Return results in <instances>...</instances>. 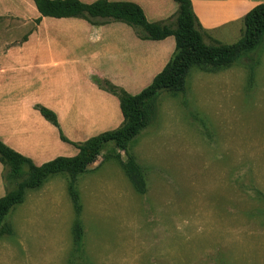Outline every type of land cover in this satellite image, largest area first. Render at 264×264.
I'll use <instances>...</instances> for the list:
<instances>
[{"label": "rangeland", "instance_id": "1", "mask_svg": "<svg viewBox=\"0 0 264 264\" xmlns=\"http://www.w3.org/2000/svg\"><path fill=\"white\" fill-rule=\"evenodd\" d=\"M147 114L126 152L108 143L77 176L80 245L65 171L4 218L0 264H264V42L230 68H193L185 91H161ZM32 178L7 172V189Z\"/></svg>", "mask_w": 264, "mask_h": 264}, {"label": "crops", "instance_id": "2", "mask_svg": "<svg viewBox=\"0 0 264 264\" xmlns=\"http://www.w3.org/2000/svg\"><path fill=\"white\" fill-rule=\"evenodd\" d=\"M106 1L139 6L149 23L170 20L179 8L175 0ZM191 2L207 45L237 43L245 16L264 5V0ZM176 47L173 36L143 40L125 23L95 26L81 18L42 17L34 0H0V141L38 167L76 157L79 150L62 141L37 107L55 113L73 143L116 130L124 122L120 100L94 80L136 96L166 68ZM6 195L0 161V199Z\"/></svg>", "mask_w": 264, "mask_h": 264}, {"label": "trees", "instance_id": "3", "mask_svg": "<svg viewBox=\"0 0 264 264\" xmlns=\"http://www.w3.org/2000/svg\"><path fill=\"white\" fill-rule=\"evenodd\" d=\"M42 17L81 18L92 25L101 26L112 22L131 26L143 40H164L170 36L177 42L176 52L166 68L155 78L151 86L136 96L106 80L95 79V84L120 100L124 117L123 124L116 130L100 134L82 143L69 141L62 133L58 119L52 111L39 106L37 109L43 117L60 131L62 141L72 144L79 150L73 158L60 157L42 166H35L31 160L14 152L0 141V161L4 166V182L7 187L6 173L18 178L26 167L33 172L29 184L18 191H8L0 199V226L9 211L22 203L26 188L39 187L49 176L70 172L69 194L71 196L77 219L74 224L75 242L80 245L83 239V226L80 220L81 205L76 190L77 176L85 173L101 155L104 145L115 143L122 151H127L133 141L147 125V109L153 104L161 91L183 93L190 71L199 68L214 72L230 68L235 62L262 46L264 42V5L251 10L243 20L242 37L232 45L213 41L207 45L203 31L194 11L191 0H175L179 6L176 15L167 21L149 23L143 10L132 3L109 2L99 0L84 4L79 0H34ZM123 164L135 190L145 193L146 183L141 168L135 159L127 154Z\"/></svg>", "mask_w": 264, "mask_h": 264}]
</instances>
